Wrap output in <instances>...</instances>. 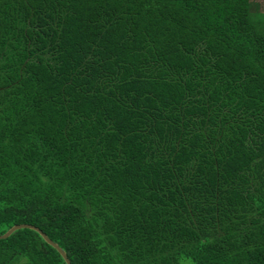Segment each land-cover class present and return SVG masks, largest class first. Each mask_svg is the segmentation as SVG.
<instances>
[{
    "label": "trees",
    "instance_id": "16d2710c",
    "mask_svg": "<svg viewBox=\"0 0 264 264\" xmlns=\"http://www.w3.org/2000/svg\"><path fill=\"white\" fill-rule=\"evenodd\" d=\"M257 5L0 0V234L71 264H264ZM0 264L66 263L20 228Z\"/></svg>",
    "mask_w": 264,
    "mask_h": 264
},
{
    "label": "water",
    "instance_id": "95a60500",
    "mask_svg": "<svg viewBox=\"0 0 264 264\" xmlns=\"http://www.w3.org/2000/svg\"><path fill=\"white\" fill-rule=\"evenodd\" d=\"M20 228H29V229H33V230L37 231L48 244H50L52 247H54L59 252V254L62 256V258L64 259L66 264H71L70 259L68 258L66 252L56 242H54L51 238H49L47 236V234L45 232H43L37 226L31 225V224H28V223L15 224V225L11 226L3 234H0V239L7 238L15 230L20 229Z\"/></svg>",
    "mask_w": 264,
    "mask_h": 264
},
{
    "label": "crops",
    "instance_id": "0c3cea01",
    "mask_svg": "<svg viewBox=\"0 0 264 264\" xmlns=\"http://www.w3.org/2000/svg\"><path fill=\"white\" fill-rule=\"evenodd\" d=\"M256 1H257V2H256ZM252 3H254V7H255V8H258V9H259L257 3H258L261 7H264V0H252Z\"/></svg>",
    "mask_w": 264,
    "mask_h": 264
}]
</instances>
